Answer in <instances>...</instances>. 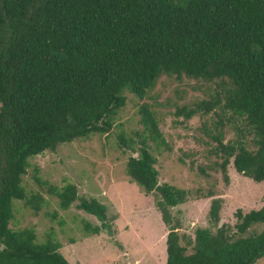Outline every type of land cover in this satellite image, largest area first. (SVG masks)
Segmentation results:
<instances>
[{"label":"trees","instance_id":"obj_1","mask_svg":"<svg viewBox=\"0 0 264 264\" xmlns=\"http://www.w3.org/2000/svg\"><path fill=\"white\" fill-rule=\"evenodd\" d=\"M165 75L216 83L213 100L177 115L190 120L221 109L243 119L254 149L219 134L218 165L226 184L231 162L240 175L264 182V0H0V264H70L52 238L39 244L35 230L10 228L14 200L36 214L46 202L23 186L29 159L109 134L126 94L143 99ZM140 113L150 139L160 143L153 113L147 106ZM119 139L127 146L124 135ZM38 173L35 181L46 185ZM127 174L146 196H155L169 227L165 264H257L264 258V231L244 236L264 224V207L238 211L233 233L220 226L223 199H213L209 227L190 237L171 212L189 192L160 183L145 140L140 154L130 156ZM52 193L61 209L79 201L80 210L101 222L85 223L87 233H112L106 205L79 197L75 184Z\"/></svg>","mask_w":264,"mask_h":264},{"label":"rangeland","instance_id":"obj_2","mask_svg":"<svg viewBox=\"0 0 264 264\" xmlns=\"http://www.w3.org/2000/svg\"><path fill=\"white\" fill-rule=\"evenodd\" d=\"M216 95L215 82L178 80L166 75L143 99L127 93V104L109 134L63 144L29 159L23 186L29 196L40 194L46 202L36 214L25 201L14 200L10 228L35 230L39 244L52 238L61 244V252L70 264H165L169 227L156 207L155 196H146L127 174L130 156L140 154L145 140L157 158L160 183L189 192L186 203L171 209L173 223L180 232L194 237L197 228H208L212 201L222 198L220 226L228 225L236 233L238 211L247 214L264 207V182L240 175L231 162L230 183L226 184L218 165L221 159L215 153L216 137L221 134L225 142L244 140L254 149L253 136L245 121L230 111L199 112L190 120L177 115L178 109L198 108ZM2 105L0 100V111ZM142 106L148 107L159 124L160 143L150 139L142 122ZM120 135L125 136L127 146ZM37 169V176L46 185L35 181ZM67 183L78 187L79 197L106 205L112 233H87L85 223L95 227L101 222L80 210L79 201L68 210L61 209L52 189H61ZM262 231L264 224H256L244 236ZM257 264H264V258Z\"/></svg>","mask_w":264,"mask_h":264}]
</instances>
